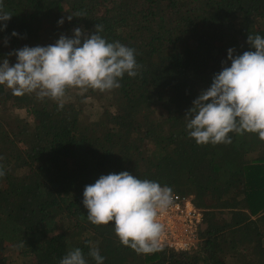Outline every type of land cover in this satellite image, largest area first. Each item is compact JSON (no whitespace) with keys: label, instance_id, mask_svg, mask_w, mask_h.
I'll list each match as a JSON object with an SVG mask.
<instances>
[{"label":"trees","instance_id":"trees-1","mask_svg":"<svg viewBox=\"0 0 264 264\" xmlns=\"http://www.w3.org/2000/svg\"><path fill=\"white\" fill-rule=\"evenodd\" d=\"M3 5L13 16L0 31V62L14 64L8 53L54 44L75 27L90 34L96 24L107 42L134 49L140 67L111 91L67 90L62 109L0 85V264H59L75 248L96 264L86 241L98 247L103 264H264V140L231 132V143L197 144L185 115L214 74L230 66L229 48L240 55L254 50L247 35L264 37V0ZM76 13L83 17L66 19ZM88 98L101 107L96 117L84 112ZM121 171L192 195L202 211L196 247L138 254L120 243L114 224L88 221L84 187ZM9 246L14 255L6 254Z\"/></svg>","mask_w":264,"mask_h":264},{"label":"clouds","instance_id":"clouds-1","mask_svg":"<svg viewBox=\"0 0 264 264\" xmlns=\"http://www.w3.org/2000/svg\"><path fill=\"white\" fill-rule=\"evenodd\" d=\"M13 14L4 10L0 0V31L7 27ZM83 17L76 13L66 17ZM65 18L57 21L62 24ZM86 34L80 27L72 36L61 34L54 44L27 45L8 53L15 55L10 64L7 57L0 62V85L11 89L15 96L36 93L37 98L51 99L63 108L67 90L89 89L107 92L120 87L125 74L135 77L140 65L135 50L119 42H107L99 32ZM12 36L18 33L13 31ZM254 50L233 55L227 50L230 66L214 74L211 85L193 100L185 115L190 117L186 127L197 144L231 143L229 133H256L264 140V37L247 35ZM7 45V38L4 40ZM225 62L221 61L223 65ZM3 175V172H0ZM172 202V191L157 181L139 179L128 171L101 175L83 190V206L87 219L94 225L114 224L120 243L138 254L160 250L162 225L157 222L160 210ZM90 245L88 255L96 264L104 257L96 245ZM59 264H87L80 248L69 250Z\"/></svg>","mask_w":264,"mask_h":264},{"label":"built area","instance_id":"built-area-1","mask_svg":"<svg viewBox=\"0 0 264 264\" xmlns=\"http://www.w3.org/2000/svg\"><path fill=\"white\" fill-rule=\"evenodd\" d=\"M157 222L162 225L160 247L174 250H189L198 242V227L202 211L192 201V195L172 191V202L160 210Z\"/></svg>","mask_w":264,"mask_h":264},{"label":"rangeland","instance_id":"rangeland-1","mask_svg":"<svg viewBox=\"0 0 264 264\" xmlns=\"http://www.w3.org/2000/svg\"><path fill=\"white\" fill-rule=\"evenodd\" d=\"M101 111V107L99 106V104L97 103L96 100L92 99V98H88L86 99V103H85V107H84V112L86 113V115L90 116L91 118L96 117L98 115V113ZM19 112L23 115H27L26 110L20 109ZM15 250L13 247H7L6 248V254L10 256L14 255ZM8 256V258H9Z\"/></svg>","mask_w":264,"mask_h":264}]
</instances>
